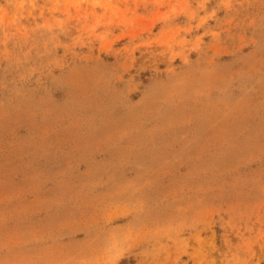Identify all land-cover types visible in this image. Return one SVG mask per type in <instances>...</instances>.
Here are the masks:
<instances>
[{"label": "rangeland", "instance_id": "obj_1", "mask_svg": "<svg viewBox=\"0 0 264 264\" xmlns=\"http://www.w3.org/2000/svg\"><path fill=\"white\" fill-rule=\"evenodd\" d=\"M0 264H264V0H0Z\"/></svg>", "mask_w": 264, "mask_h": 264}]
</instances>
